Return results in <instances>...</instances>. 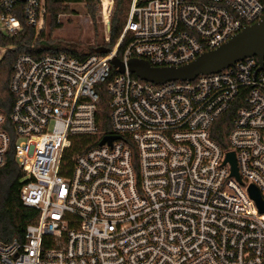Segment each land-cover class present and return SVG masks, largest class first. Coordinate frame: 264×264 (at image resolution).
<instances>
[{
  "label": "built area",
  "instance_id": "built-area-1",
  "mask_svg": "<svg viewBox=\"0 0 264 264\" xmlns=\"http://www.w3.org/2000/svg\"><path fill=\"white\" fill-rule=\"evenodd\" d=\"M263 16L261 0H130L107 54L19 55L0 170L12 151L20 202L37 214L21 238H0V264H264V212L249 193L264 204V58L160 85L127 66H183ZM45 17V0H0L2 35L41 31ZM103 92L109 133L96 121ZM231 110L223 148L212 129Z\"/></svg>",
  "mask_w": 264,
  "mask_h": 264
},
{
  "label": "trees",
  "instance_id": "trees-1",
  "mask_svg": "<svg viewBox=\"0 0 264 264\" xmlns=\"http://www.w3.org/2000/svg\"><path fill=\"white\" fill-rule=\"evenodd\" d=\"M74 1L78 0H45V25L39 32L24 25L22 31L16 36L8 37L0 34V47L9 48L0 60V111L6 118L9 117L14 102V97L9 89L12 66L19 55L30 54L39 57L45 54L66 53L72 57L82 59L93 53V46H86L85 50H83L76 44H62L61 42L53 44L51 40L54 31L61 28V24L58 23L59 14L67 13V7L63 4ZM261 1L264 3V0ZM86 2L87 14L95 17L98 12V0H87ZM129 3L130 0H113L108 39L100 44H94L95 47L111 49L115 45L123 31ZM88 15L86 16L88 17ZM124 46L125 43L121 45V49ZM118 56H120V52H118ZM231 115H234V110L223 116L212 129V137L223 148L227 145ZM96 121L101 132L109 133L108 111L104 92L98 104ZM72 151L80 153L81 148L74 146ZM22 177L23 174L16 164L11 151L6 157L5 165L0 170V238L3 242L21 238L25 227L36 218V211L24 207L20 202V179Z\"/></svg>",
  "mask_w": 264,
  "mask_h": 264
},
{
  "label": "water",
  "instance_id": "water-1",
  "mask_svg": "<svg viewBox=\"0 0 264 264\" xmlns=\"http://www.w3.org/2000/svg\"><path fill=\"white\" fill-rule=\"evenodd\" d=\"M109 51L105 47L93 48V52L97 54H107ZM248 58H256L259 63L258 70L262 68L264 58V16L257 23L243 28L215 50L205 52L183 66L156 68L144 60L137 59L130 60L127 66L129 72L138 79L160 85L173 81H192L199 75L219 73ZM111 64L118 73L124 71L123 64L116 57L111 60ZM113 139L114 137L106 136L100 141L99 145L111 144ZM227 160L232 164L233 175H236L233 154H228ZM249 193L259 210L264 212V204L257 190L250 187Z\"/></svg>",
  "mask_w": 264,
  "mask_h": 264
},
{
  "label": "rangeland",
  "instance_id": "rangeland-1",
  "mask_svg": "<svg viewBox=\"0 0 264 264\" xmlns=\"http://www.w3.org/2000/svg\"><path fill=\"white\" fill-rule=\"evenodd\" d=\"M86 1L87 0H78L63 4L67 7V13H62L58 16V23L61 24V28L55 30L52 34L51 40L53 44L58 42H61L62 44H76L80 49L85 50L86 46L91 44L88 42L91 39H93V44L95 45L104 41V31H106V29L102 21L103 18L100 3L97 6L98 12L96 16L92 17L86 12ZM86 15H88V17ZM110 21L111 18L109 17L107 23L108 33L110 31ZM37 32H39V30H37ZM86 42L87 44H85ZM90 46L94 47V45ZM8 49L9 48L0 47V60Z\"/></svg>",
  "mask_w": 264,
  "mask_h": 264
},
{
  "label": "bare ground",
  "instance_id": "bare-ground-1",
  "mask_svg": "<svg viewBox=\"0 0 264 264\" xmlns=\"http://www.w3.org/2000/svg\"><path fill=\"white\" fill-rule=\"evenodd\" d=\"M103 1H104V8L102 12V18H103L102 21L107 31V23H108V19L110 17L111 9L113 6V0H103Z\"/></svg>",
  "mask_w": 264,
  "mask_h": 264
}]
</instances>
